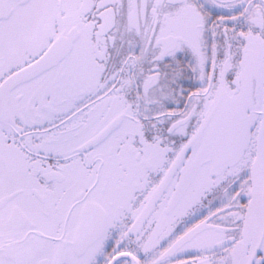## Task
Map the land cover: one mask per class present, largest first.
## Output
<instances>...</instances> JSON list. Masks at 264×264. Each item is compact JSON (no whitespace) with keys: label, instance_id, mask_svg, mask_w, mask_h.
Listing matches in <instances>:
<instances>
[{"label":"snow or ice","instance_id":"6c2138e0","mask_svg":"<svg viewBox=\"0 0 264 264\" xmlns=\"http://www.w3.org/2000/svg\"><path fill=\"white\" fill-rule=\"evenodd\" d=\"M0 264H264V0H0Z\"/></svg>","mask_w":264,"mask_h":264}]
</instances>
